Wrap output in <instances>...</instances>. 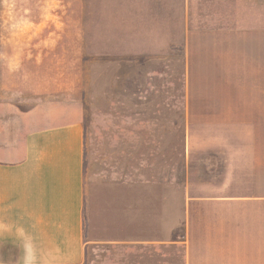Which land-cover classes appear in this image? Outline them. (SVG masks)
<instances>
[{"label": "rangeland", "instance_id": "obj_1", "mask_svg": "<svg viewBox=\"0 0 264 264\" xmlns=\"http://www.w3.org/2000/svg\"><path fill=\"white\" fill-rule=\"evenodd\" d=\"M46 102L81 110L95 237L143 240L84 264H185L187 189L264 194V0H0L1 117Z\"/></svg>", "mask_w": 264, "mask_h": 264}, {"label": "crops", "instance_id": "obj_2", "mask_svg": "<svg viewBox=\"0 0 264 264\" xmlns=\"http://www.w3.org/2000/svg\"><path fill=\"white\" fill-rule=\"evenodd\" d=\"M19 130L0 112V264H84L93 245L143 244L95 237L104 216L91 213L79 107L38 104ZM186 191L185 264H264V194Z\"/></svg>", "mask_w": 264, "mask_h": 264}]
</instances>
